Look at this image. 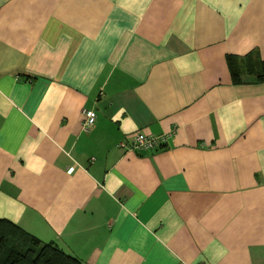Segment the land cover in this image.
<instances>
[{"label": "crops", "instance_id": "obj_1", "mask_svg": "<svg viewBox=\"0 0 264 264\" xmlns=\"http://www.w3.org/2000/svg\"><path fill=\"white\" fill-rule=\"evenodd\" d=\"M227 56L264 60V0H0V220L80 264H264V80Z\"/></svg>", "mask_w": 264, "mask_h": 264}, {"label": "trees", "instance_id": "obj_2", "mask_svg": "<svg viewBox=\"0 0 264 264\" xmlns=\"http://www.w3.org/2000/svg\"><path fill=\"white\" fill-rule=\"evenodd\" d=\"M246 58L242 69L237 58L226 57L232 85L258 84L264 80V60L253 62L249 56ZM0 264H80V262L56 246L41 243L10 222L0 220Z\"/></svg>", "mask_w": 264, "mask_h": 264}, {"label": "built area", "instance_id": "obj_3", "mask_svg": "<svg viewBox=\"0 0 264 264\" xmlns=\"http://www.w3.org/2000/svg\"><path fill=\"white\" fill-rule=\"evenodd\" d=\"M81 131L84 133H87L90 131L92 126L95 122V114L91 110H82L81 111ZM165 141L164 136H152V135H145L137 133L132 141L127 145L125 142H121L119 144L120 147H125L127 145V148L129 150H149L153 149L154 147L159 146Z\"/></svg>", "mask_w": 264, "mask_h": 264}]
</instances>
